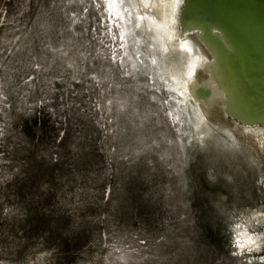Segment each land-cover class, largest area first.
Here are the masks:
<instances>
[{
    "label": "rangeland",
    "instance_id": "1",
    "mask_svg": "<svg viewBox=\"0 0 264 264\" xmlns=\"http://www.w3.org/2000/svg\"><path fill=\"white\" fill-rule=\"evenodd\" d=\"M185 2L0 0V264H264V128L189 95Z\"/></svg>",
    "mask_w": 264,
    "mask_h": 264
},
{
    "label": "bare ground",
    "instance_id": "2",
    "mask_svg": "<svg viewBox=\"0 0 264 264\" xmlns=\"http://www.w3.org/2000/svg\"><path fill=\"white\" fill-rule=\"evenodd\" d=\"M178 14L172 25L192 58L189 95L205 110L219 104L236 125L264 128V0H186ZM190 38L200 54L192 53Z\"/></svg>",
    "mask_w": 264,
    "mask_h": 264
},
{
    "label": "trees",
    "instance_id": "3",
    "mask_svg": "<svg viewBox=\"0 0 264 264\" xmlns=\"http://www.w3.org/2000/svg\"><path fill=\"white\" fill-rule=\"evenodd\" d=\"M38 120H35V125H38V122H37ZM39 121H40V119H39Z\"/></svg>",
    "mask_w": 264,
    "mask_h": 264
},
{
    "label": "water",
    "instance_id": "4",
    "mask_svg": "<svg viewBox=\"0 0 264 264\" xmlns=\"http://www.w3.org/2000/svg\"><path fill=\"white\" fill-rule=\"evenodd\" d=\"M223 111V110H222ZM262 125V123H260Z\"/></svg>",
    "mask_w": 264,
    "mask_h": 264
}]
</instances>
